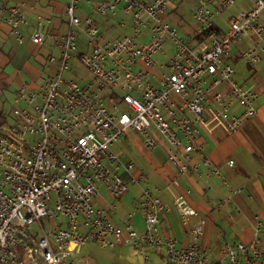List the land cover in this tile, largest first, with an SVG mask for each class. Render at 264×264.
<instances>
[{
  "label": "built area",
  "instance_id": "1",
  "mask_svg": "<svg viewBox=\"0 0 264 264\" xmlns=\"http://www.w3.org/2000/svg\"><path fill=\"white\" fill-rule=\"evenodd\" d=\"M248 1L249 8L230 16L223 32L213 16L233 7L235 0H221L214 9L209 0H201L193 17L203 41L192 46L164 20L172 0H104L96 5L95 0H67V30L56 45L57 55L48 57L52 72L39 75L35 86L23 83L16 89L11 123L0 125V264H64L71 253L89 244L100 249L130 245L143 262L148 251L157 248L169 264H208L207 249L195 242L183 246L159 234L164 205L148 188H141L136 204L142 231L133 227L130 217L115 223L94 199L99 184L114 198L128 191L119 168L131 183L143 180L142 174L134 175L135 163H122L112 148L128 132L138 134L146 149L162 147L178 175L199 174L200 167L221 175L198 143V126L229 133L257 112V89L239 81L227 61L231 42L245 35L254 37L242 54L245 61L257 68L264 60V0ZM81 4L93 6L101 16L120 7L133 35L101 41L93 19L77 16ZM3 22L21 44L22 26L27 24L24 4L8 7ZM143 30L150 38L137 43ZM80 34L86 45H78ZM45 36L39 26L29 38L41 44ZM167 42L172 53L156 70L154 57L164 52ZM73 59L89 79L64 78ZM173 206L183 219L198 214L181 196L173 199ZM42 220L48 221L47 229ZM202 224L195 226V238ZM260 229L257 221L249 241L225 242L217 264H264Z\"/></svg>",
  "mask_w": 264,
  "mask_h": 264
},
{
  "label": "crops",
  "instance_id": "2",
  "mask_svg": "<svg viewBox=\"0 0 264 264\" xmlns=\"http://www.w3.org/2000/svg\"><path fill=\"white\" fill-rule=\"evenodd\" d=\"M99 1L104 0H95L94 5ZM200 1L172 0L164 14V20L176 26L178 35L192 46L203 41V37L197 35V23L193 17V10ZM209 1V7L214 9V5L221 0ZM17 2L24 4L27 18V24L22 26L21 44L11 37L3 22L5 10ZM66 4L67 0H0V96L10 93V105L13 106L14 93L21 84L35 86L39 75L52 72L48 57L57 55L56 45L66 33ZM248 8V0H235L233 7L214 14V25L225 32L228 18ZM76 14L82 20L87 17L93 19L99 28L101 41L133 35L128 15L120 7L114 14L101 16L93 6L81 4ZM39 26L46 36L41 44H33L29 36L32 29ZM149 38V31L143 30L135 41L146 43ZM253 38L252 35H245L233 40L227 61L233 64L239 81L257 89L259 99L255 116L245 120L234 133H226L220 128L208 131L198 126V143L212 163L219 167L221 175H210L205 167H200L199 174L178 175L175 167L167 161L162 147L146 149L138 134L125 133L121 142L112 147L113 151L122 163L134 162V175L142 174L143 180L139 185L131 183L125 171L119 168L117 173L127 184L128 191L114 198L104 184H99L94 199L95 206L106 209L115 223L121 224L123 219L130 217L137 231L144 229L136 204L141 198V188L145 187L158 195L164 205L159 213V234L174 237L183 246L195 242L207 249L208 264H217L219 251L225 242L249 241L257 221L261 222L258 238L264 248V60L257 68H252L242 57ZM78 45H86L82 34L79 35ZM171 45L170 42L165 43L164 52L157 54L159 59L155 55L156 70L169 59ZM238 111L236 109L235 112ZM196 160L197 157H194ZM228 160H233L232 166L227 165ZM238 187L243 189L239 193L231 190ZM177 196L185 198L198 214L181 218L173 206V199ZM223 200H226L225 204H222ZM199 221L203 223L202 231L195 238L193 232ZM79 249L71 253L64 264H71L77 259H81L79 264H169L157 248L148 251L146 262L130 245L100 249L89 244ZM82 249L84 252H81Z\"/></svg>",
  "mask_w": 264,
  "mask_h": 264
},
{
  "label": "rangeland",
  "instance_id": "3",
  "mask_svg": "<svg viewBox=\"0 0 264 264\" xmlns=\"http://www.w3.org/2000/svg\"><path fill=\"white\" fill-rule=\"evenodd\" d=\"M156 58L159 59L160 56L157 55ZM70 68H71L70 70L64 72L65 79H75V80L78 79L80 82L82 79H89V76L86 74L85 70L81 68L74 59L71 61ZM9 94L5 93L4 95L0 96V125H4L6 122L11 123V116L9 115V113L11 111L12 105H10L11 101L9 99L10 98ZM240 128L241 126L237 130H239ZM235 131L229 133H234ZM41 222L45 229H47L50 226L48 224V221L42 220ZM81 252H84V249H82Z\"/></svg>",
  "mask_w": 264,
  "mask_h": 264
}]
</instances>
